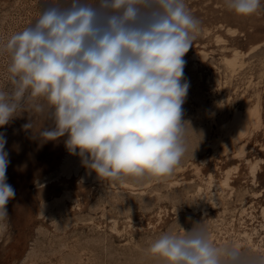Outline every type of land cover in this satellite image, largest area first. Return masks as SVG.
<instances>
[{"label": "rangeland", "instance_id": "1", "mask_svg": "<svg viewBox=\"0 0 264 264\" xmlns=\"http://www.w3.org/2000/svg\"><path fill=\"white\" fill-rule=\"evenodd\" d=\"M54 2L0 0V45ZM185 3L201 29L184 56L183 120L191 128L179 166L166 178L101 180L69 154L67 136L39 137L54 127L50 114L22 112L0 128L10 159L6 182L15 190L0 264H164L148 253L150 244L198 222L217 245L264 256V0L247 18L225 0ZM7 62L0 54V87ZM30 122L36 127L25 130Z\"/></svg>", "mask_w": 264, "mask_h": 264}, {"label": "clouds", "instance_id": "2", "mask_svg": "<svg viewBox=\"0 0 264 264\" xmlns=\"http://www.w3.org/2000/svg\"><path fill=\"white\" fill-rule=\"evenodd\" d=\"M225 5L247 18L262 0ZM200 29L185 0H55L0 45L8 56L0 128L24 111L50 114L54 127L39 137L67 136L69 154L79 155L101 180L169 177L188 151L184 56ZM6 143L0 133V233L8 231L6 206L15 197L6 182ZM147 251L164 264H264V256L238 245H217L200 222L160 234Z\"/></svg>", "mask_w": 264, "mask_h": 264}, {"label": "bare ground", "instance_id": "3", "mask_svg": "<svg viewBox=\"0 0 264 264\" xmlns=\"http://www.w3.org/2000/svg\"><path fill=\"white\" fill-rule=\"evenodd\" d=\"M234 114H235V116H234L235 121L239 123V121H240V116H239V114H237V113H234ZM247 118H248V117H247ZM242 125H243V124L240 123V126H239V127L242 128ZM243 126H244V125H243ZM255 172H256V171H255ZM255 172H254V170H253V176H254V173H255ZM263 210H264V208H263Z\"/></svg>", "mask_w": 264, "mask_h": 264}]
</instances>
